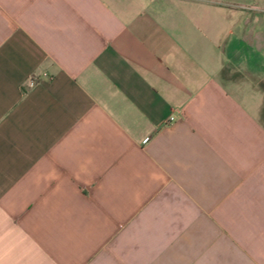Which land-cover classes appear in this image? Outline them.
<instances>
[{
  "label": "crops",
  "instance_id": "crops-1",
  "mask_svg": "<svg viewBox=\"0 0 264 264\" xmlns=\"http://www.w3.org/2000/svg\"><path fill=\"white\" fill-rule=\"evenodd\" d=\"M0 264H264V0H0Z\"/></svg>",
  "mask_w": 264,
  "mask_h": 264
},
{
  "label": "built area",
  "instance_id": "built-area-1",
  "mask_svg": "<svg viewBox=\"0 0 264 264\" xmlns=\"http://www.w3.org/2000/svg\"><path fill=\"white\" fill-rule=\"evenodd\" d=\"M27 84H28V86H31V85H33V79H32V77H30L29 79H28V82H27ZM172 118L171 117H169V120H171Z\"/></svg>",
  "mask_w": 264,
  "mask_h": 264
}]
</instances>
